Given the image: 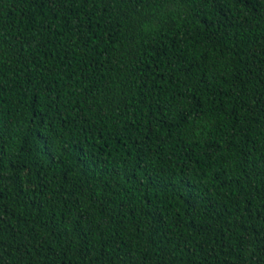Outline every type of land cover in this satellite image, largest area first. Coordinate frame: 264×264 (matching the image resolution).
I'll list each match as a JSON object with an SVG mask.
<instances>
[{
  "label": "trees",
  "instance_id": "1",
  "mask_svg": "<svg viewBox=\"0 0 264 264\" xmlns=\"http://www.w3.org/2000/svg\"><path fill=\"white\" fill-rule=\"evenodd\" d=\"M0 264H264V0H0Z\"/></svg>",
  "mask_w": 264,
  "mask_h": 264
}]
</instances>
